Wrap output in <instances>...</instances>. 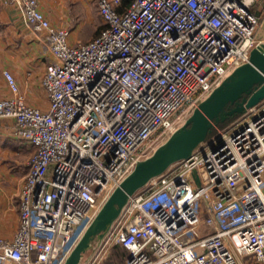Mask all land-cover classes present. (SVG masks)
<instances>
[{"label":"built area","instance_id":"1","mask_svg":"<svg viewBox=\"0 0 264 264\" xmlns=\"http://www.w3.org/2000/svg\"><path fill=\"white\" fill-rule=\"evenodd\" d=\"M4 1L52 59L45 110L3 71L0 118L32 151L0 264H64L112 189L248 61L257 17L249 0H97L105 27L72 45L38 0ZM115 245L124 264H264V99L134 192L77 264H105Z\"/></svg>","mask_w":264,"mask_h":264},{"label":"crops","instance_id":"2","mask_svg":"<svg viewBox=\"0 0 264 264\" xmlns=\"http://www.w3.org/2000/svg\"><path fill=\"white\" fill-rule=\"evenodd\" d=\"M38 7L51 26L68 29L67 41L72 45L89 40L105 26L97 0H38ZM250 9L257 17L253 38L256 43L264 41V0ZM51 59L45 31L31 30L18 5L0 0V99L12 96L3 75L7 70L24 101L45 110L48 98L41 80ZM31 151L32 146L16 136L14 120L0 118V238L12 239L18 229L19 188Z\"/></svg>","mask_w":264,"mask_h":264},{"label":"water","instance_id":"3","mask_svg":"<svg viewBox=\"0 0 264 264\" xmlns=\"http://www.w3.org/2000/svg\"><path fill=\"white\" fill-rule=\"evenodd\" d=\"M264 99V41L250 50L247 62L234 68L173 133L139 160L112 189L64 264H77L95 238H100L128 198L171 164L187 158L219 123L243 114Z\"/></svg>","mask_w":264,"mask_h":264},{"label":"rangeland","instance_id":"4","mask_svg":"<svg viewBox=\"0 0 264 264\" xmlns=\"http://www.w3.org/2000/svg\"><path fill=\"white\" fill-rule=\"evenodd\" d=\"M255 2H257V0H249V2L248 3H250L249 4V7L251 6V5H253ZM95 36V35H94ZM93 36V37H94ZM93 37H91V38H93ZM90 38V39H91ZM88 41V40H87ZM86 42V41H85ZM194 108V107H193ZM193 109H191V111H192ZM191 111H190V113H191ZM231 120L229 119L227 122H226V124H228V122H230ZM218 127V126H217ZM216 127V128H217ZM214 132V131H213ZM164 141V139H162V140H159V141H157L156 143H155V145H157V144H159V143H162ZM154 145V146H155ZM157 146H155V148H156ZM28 160V159H27ZM4 165V164H3ZM3 165L1 166V168L3 167ZM26 171V170H25ZM1 173L2 174H5V172H3V169H1ZM98 200H100V199H98ZM104 201H102V203H103ZM102 203H101V205H102ZM100 205V206H101ZM117 249H116V247H113L112 249H110V251H109V254H108V257H107V259H106V261H105V264H124V260H118L117 261V259H115V257H114V254H113V252H115ZM87 251V250H86ZM85 251V252H86ZM112 251V252H111ZM88 252V251H87ZM86 252V253H87ZM85 253V254H86Z\"/></svg>","mask_w":264,"mask_h":264},{"label":"trees","instance_id":"5","mask_svg":"<svg viewBox=\"0 0 264 264\" xmlns=\"http://www.w3.org/2000/svg\"><path fill=\"white\" fill-rule=\"evenodd\" d=\"M126 1H127V0H124L123 5H126ZM250 11H251V9H250ZM251 12H252V11H251ZM252 13H253V12H252ZM253 14H254V13H253ZM104 27H105V26H104ZM101 31H102V30H101ZM227 121H228V120H226V121H224V122H222V123H219V124H218V127H222V126H224V125L226 124ZM214 130H215V129H213L212 132H211L210 134H212ZM114 247H116V249H117L115 252H113L115 259H117V261H118V260H124L125 257H126V255H127V251H126L123 247H121L120 245H115ZM111 252H112V251H111Z\"/></svg>","mask_w":264,"mask_h":264},{"label":"flooded vegetation","instance_id":"6","mask_svg":"<svg viewBox=\"0 0 264 264\" xmlns=\"http://www.w3.org/2000/svg\"><path fill=\"white\" fill-rule=\"evenodd\" d=\"M233 118H234V117H233ZM231 119H232V118H231ZM231 119H230V120H231Z\"/></svg>","mask_w":264,"mask_h":264},{"label":"bare ground","instance_id":"7","mask_svg":"<svg viewBox=\"0 0 264 264\" xmlns=\"http://www.w3.org/2000/svg\"><path fill=\"white\" fill-rule=\"evenodd\" d=\"M193 109V108H192Z\"/></svg>","mask_w":264,"mask_h":264}]
</instances>
